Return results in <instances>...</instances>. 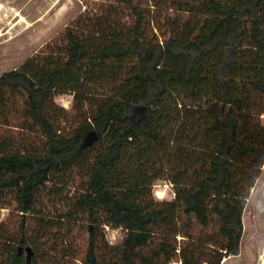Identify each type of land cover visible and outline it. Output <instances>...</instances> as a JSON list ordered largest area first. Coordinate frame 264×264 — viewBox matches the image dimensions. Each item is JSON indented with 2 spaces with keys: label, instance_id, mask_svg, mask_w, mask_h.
Returning <instances> with one entry per match:
<instances>
[{
  "label": "trees",
  "instance_id": "16d2710c",
  "mask_svg": "<svg viewBox=\"0 0 264 264\" xmlns=\"http://www.w3.org/2000/svg\"><path fill=\"white\" fill-rule=\"evenodd\" d=\"M171 1L188 16L157 35L138 1L101 0L58 44L0 74V114L21 101L18 119L0 123V206L23 217L17 230L0 223V264L74 259L55 243L66 222L89 230L79 264H221L240 253L264 164V0ZM64 93L78 112L67 128ZM157 180L172 198L154 197ZM70 189L64 211L44 213ZM104 226L123 229L122 242L100 248Z\"/></svg>",
  "mask_w": 264,
  "mask_h": 264
},
{
  "label": "rangeland",
  "instance_id": "374dc122",
  "mask_svg": "<svg viewBox=\"0 0 264 264\" xmlns=\"http://www.w3.org/2000/svg\"><path fill=\"white\" fill-rule=\"evenodd\" d=\"M101 0H0V74L17 68L28 57H31L46 45H56L60 42V33L75 21L80 15L100 10ZM146 9L147 20H150L149 33L161 35L167 33L173 16H188L169 7L171 0H136ZM10 97V96H7ZM56 105L64 111H59L61 119L57 122L62 128L74 123L78 112L74 109V94H59L55 98ZM20 100H8L7 108L0 114V123L14 122L18 119ZM264 125V113L260 116ZM1 128V126H0ZM3 134L16 138L17 130L4 128ZM1 132V131H0ZM35 134V133H34ZM32 133V135H34ZM73 189L66 190L62 199L44 205V213L56 217L66 209V203ZM68 195V196H67ZM153 195L156 199L173 197V186L166 180H157L153 184ZM46 202V201H45ZM22 216L11 207L0 206V223H5L10 229L17 230ZM49 218V217H47ZM48 220V219H46ZM35 226L33 220H29ZM59 240H55L58 248L68 246L74 259H65L66 264H79L85 257L90 242L89 230L86 226L72 222L65 223ZM54 231V230H53ZM125 237L121 228L104 226L97 230L98 246L118 245ZM45 241V238L43 239ZM182 241V240H181ZM47 246L53 247L52 237L46 238ZM169 264H182L175 258ZM221 264H264V164L251 188L250 196L243 215V232L240 253L237 256L225 257Z\"/></svg>",
  "mask_w": 264,
  "mask_h": 264
}]
</instances>
